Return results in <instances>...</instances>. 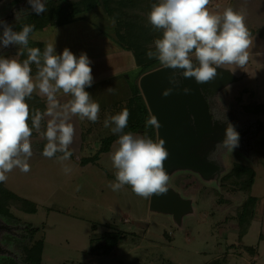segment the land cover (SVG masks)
<instances>
[{
	"label": "rangeland",
	"instance_id": "obj_1",
	"mask_svg": "<svg viewBox=\"0 0 264 264\" xmlns=\"http://www.w3.org/2000/svg\"><path fill=\"white\" fill-rule=\"evenodd\" d=\"M71 1L78 6L85 5L82 0ZM127 1L132 3L130 13L135 20L144 23L148 21L151 5L159 2ZM20 3L30 5L28 0H0V20H13L16 17L14 8ZM229 5L230 0H210L208 8L212 12H222ZM231 7L234 11L243 12L253 44L249 49V61L243 68L224 66V69H217L226 72L229 80L211 92L210 114L221 125L231 123L237 132L244 128L247 130L232 152L221 149L217 153L214 160L216 171L202 175L178 166L168 169V188L187 203L180 214L173 217L168 212L150 209L148 199L135 195L130 186L126 185L119 191L108 187L109 182H115L109 153L118 138L110 143L108 150L97 154L93 152V146L111 133L103 122L107 116L117 114L124 98L106 104L114 99L110 92L107 93V80L97 83L96 79L85 91L100 105L98 121H80L77 117L70 120L75 135L69 150L75 157L65 164L71 171L65 173L55 157L46 158L41 154L47 141L34 130L31 137L33 155L27 161L31 171L22 173L14 169L2 183L5 189L30 200L35 206L33 213L10 206L16 220L0 219V225L4 226L0 228V248L4 247L6 254L16 258L20 254L17 246L27 237L25 228L34 227L31 239H41L43 243L40 264H264V144L261 142L264 113L259 107L264 104V0H238ZM96 10L98 13L88 16L97 19L101 12L99 8ZM86 24L81 21L74 27H69V24L47 26L31 33L29 40H43L45 45L54 41L55 49L68 41L76 45L78 36L85 34L77 31L84 30ZM94 36V30L88 33L83 43L85 47L77 45L72 49L75 51L73 54L78 57L81 52L96 51L90 43ZM18 51V45H0V56L4 58L18 59ZM122 54L113 55L111 63H122ZM127 67L123 72L131 80L141 75L135 64L129 65V60ZM105 72V67H102L95 76H103ZM126 87L129 90L128 85ZM125 94L124 88L119 96ZM65 99L62 97L61 102ZM47 119L45 117L42 122V128ZM131 133L142 135L138 131ZM222 140L214 142L209 154ZM82 157L93 158L81 163ZM234 162L255 170V180L249 188H245L243 181L246 174L221 179ZM248 195L254 197L249 205L253 214L241 235L237 213ZM108 230L123 234L107 254L101 253L100 249L91 250L93 245L101 242L102 232ZM246 246L252 247L254 252H248Z\"/></svg>",
	"mask_w": 264,
	"mask_h": 264
},
{
	"label": "clouds",
	"instance_id": "obj_2",
	"mask_svg": "<svg viewBox=\"0 0 264 264\" xmlns=\"http://www.w3.org/2000/svg\"><path fill=\"white\" fill-rule=\"evenodd\" d=\"M28 3L37 15L47 11L45 0H28ZM209 4L210 0H159L147 13L148 22L162 35L154 40V50H148L146 56L174 70L169 77V83L174 86H179L177 76L194 78L197 84L208 83L216 78L218 68H243L249 61L253 39L243 12L234 11L232 7L212 12ZM19 19L16 16V20ZM111 23L115 24V18ZM0 27V45H18L17 55L27 54L22 62L0 56V183L6 182L7 174L14 169L22 173L31 171L27 161L33 155V130L47 141L41 154L46 158L55 157L63 171L68 173L71 168L65 162L73 155L69 146L75 135L71 118L92 123L99 119L100 105L85 91L94 82L92 62L84 52L77 57L67 47L57 55L54 41L47 43L43 52L40 48L29 47L34 25L24 24L20 31H14L0 20ZM33 64L36 66L34 76ZM106 90L116 92L111 87ZM172 91L173 88H166L161 95L167 97ZM182 91L189 94L192 89L184 87ZM33 93L45 98V111L36 110L30 114L26 99H30ZM62 97L66 98L63 102ZM129 115L128 109L124 108L107 116L103 122L105 128L118 136L109 153L115 182H109L108 187L119 191L127 185L135 195L144 199L164 195L170 181L164 169V161L169 156L165 141H155L146 134L125 132ZM45 117L48 119L42 128ZM149 127H161L156 116L147 118L145 128ZM238 146L239 133L228 123L224 139L207 159L211 162L221 149L232 152ZM99 147V143L94 145L93 152Z\"/></svg>",
	"mask_w": 264,
	"mask_h": 264
},
{
	"label": "trees",
	"instance_id": "obj_3",
	"mask_svg": "<svg viewBox=\"0 0 264 264\" xmlns=\"http://www.w3.org/2000/svg\"><path fill=\"white\" fill-rule=\"evenodd\" d=\"M127 1V0H126ZM124 0H82L85 5L78 6L77 3L71 0H45V6L47 8L46 12L37 15L32 11L31 5L27 3H20L14 9L16 16L20 17L16 20V17L8 22V25L12 27L14 31H20L24 24L34 25V31L42 29L47 26H60L79 19V15H82L84 11L90 10L94 7H98L103 17L107 19L111 24L112 40L118 44V46L130 51L133 62L138 68V74H142L151 69L161 66L158 60L155 58L148 59L146 53L148 50H154V40L160 38L161 32L155 30L151 24L147 21L146 23L135 20V16H132V3L126 2ZM238 0H230V5L236 3ZM81 3V4H82ZM135 3H133L134 5ZM14 14V11L11 10ZM9 17V16H7ZM12 17V15L10 16ZM112 18H115V24L111 23ZM93 24V23H92ZM99 24V23H98ZM100 25V24H99ZM101 26V25H100ZM101 30V28H99ZM33 31V32H34ZM29 47H37L44 50L43 42L41 40H29ZM27 58L26 52L24 55H19L18 60L21 62ZM32 66V74L36 73V66ZM137 74V75H138ZM127 85L129 87V94L123 100V105L118 110L119 113L122 109L127 108L130 115L128 118V126L124 129L125 132H141L142 135L146 134L153 140H155L154 128H145V122L150 116L146 105L144 103L143 97L137 86L136 80L127 77ZM26 103L29 104L30 114H34L36 110L41 112L46 110V101L40 95L33 93L30 99H26ZM118 104V103H117ZM264 104L261 110L264 113ZM258 107V108H259ZM257 108V109H258ZM259 110V109H258ZM29 125L31 126V121L29 120ZM34 135V130H33ZM32 135V136H33ZM118 138L112 132L108 135L102 137L99 141V149L96 150L95 154L98 152H103L108 150L110 143ZM261 142L264 144V137L261 138ZM73 153V152H72ZM59 155V154H57ZM74 154L71 158H74ZM93 157L81 158L80 162H85L86 160H91ZM242 169H241V168ZM251 168V167H250ZM239 171V172H238ZM242 174H246L244 177L245 188H249L254 180V170L249 167L243 166L237 162L233 163L232 168L225 174L221 176V179H229L231 176L238 177ZM254 197L248 195L244 202L241 204L240 211L237 213V223L240 227V233L243 235L248 226V219L251 218L253 214L252 206ZM10 206L26 212L33 213L35 211L34 203L23 197L17 196L2 186L0 183V219L16 220L14 214L10 210ZM25 233L27 235L25 241L17 246L20 250V254L14 258L10 256L4 247L0 248L4 254L0 255V264H40L41 253H42V240L34 239L32 240V234L35 231L34 227L25 228ZM123 233H118V231H105L102 232L101 242L93 245L90 249H100V252L107 254L112 247L121 238ZM251 254L254 249L250 246L245 247ZM205 264H216L205 263Z\"/></svg>",
	"mask_w": 264,
	"mask_h": 264
},
{
	"label": "water",
	"instance_id": "obj_4",
	"mask_svg": "<svg viewBox=\"0 0 264 264\" xmlns=\"http://www.w3.org/2000/svg\"><path fill=\"white\" fill-rule=\"evenodd\" d=\"M173 69L162 65L142 73L136 83L143 97L149 115L156 116L161 127L154 128L155 141L163 139L169 156L164 161L166 173L171 166L195 170L202 175L217 170L216 163L207 156L215 141L224 139L227 126L219 124L210 114L209 97L213 89L229 80L226 72L217 70L214 80L197 84L194 78L177 76L179 86L169 83ZM180 72L182 70H175ZM192 89L185 94L182 89ZM173 88L167 97L161 95L164 89ZM194 118V119H193ZM247 128L239 131V141ZM149 208L165 211L177 217L187 206L170 188L164 195H153L148 199ZM0 225V228H3Z\"/></svg>",
	"mask_w": 264,
	"mask_h": 264
},
{
	"label": "crops",
	"instance_id": "obj_5",
	"mask_svg": "<svg viewBox=\"0 0 264 264\" xmlns=\"http://www.w3.org/2000/svg\"><path fill=\"white\" fill-rule=\"evenodd\" d=\"M95 8L97 9L98 7H94L90 10L84 11L82 13V15H79V19H77L73 22L67 23V24H69V27H72V26L74 27V24H77L78 22H81V21L84 23H87L86 24L87 26L85 27L84 30L80 29V31H77V33H80V32L82 33L84 31L85 34L84 35L80 34L81 36H78L79 40L76 41V45H73V44H71V42L69 43V41H68L67 43H62L61 45L56 46L57 49H55V52L57 55H59L65 47H67V48L70 47V49H71L70 51L72 53H75V51L72 49H76L78 47L77 45H81V44L83 45V47H85V45L83 43L85 42V39L87 40V38H86L87 34L88 33L91 34L94 30L95 36H94L93 41L90 43H91L92 47H94L96 49V51L95 50H94V52L89 51L86 53V55L88 56V58L92 62L90 67L92 69L93 80L97 79L98 80L97 83H101L102 80H107V82L105 83L107 86V89L110 87L116 89L115 94L107 92L109 94H112V98H114L112 100H109L106 103V104H111L114 102H118L121 100V98H125L128 96L129 90H127V87H126L127 83H125V80H127L128 75H127V73H125L123 71L128 68L127 67L128 60H129V65L134 64V62H133L132 56L128 55V54H130L129 51L118 46V44L112 40V31L110 28L111 24H109L110 22L107 19H105L106 17L105 18L102 17L103 16L102 13L98 14L97 19H94L95 17L94 18L89 17V16H92L93 12L98 13V11ZM98 23L99 24L101 23L100 25H102L103 27L100 26ZM64 25H66V24H64ZM60 26H62V25H60ZM48 27H52V26H48ZM99 28H101V30ZM39 30H41V29H39ZM71 32L73 34V30ZM41 41L43 42V46L45 47V42L43 40H41ZM89 47L90 46H88V48ZM118 52L120 54H122V53L124 54V57H123L124 59L121 57L122 63H116V62L111 63V59L114 58L113 55H116ZM111 55H112V57H110ZM125 55H126V57H125ZM127 56H129L130 59H128ZM102 67H105V70H106L105 74L103 76H95L96 71ZM120 72H123V73H121L122 75H119ZM33 75H35V74H33ZM120 88H121V90H120ZM124 88H125V92H127V94L123 95V97H120L119 94H120V92L124 91ZM254 173H255V170H254ZM254 180H255V176H254ZM254 180H253V182H254ZM251 225H252V223H251Z\"/></svg>",
	"mask_w": 264,
	"mask_h": 264
},
{
	"label": "flooded vegetation",
	"instance_id": "obj_6",
	"mask_svg": "<svg viewBox=\"0 0 264 264\" xmlns=\"http://www.w3.org/2000/svg\"><path fill=\"white\" fill-rule=\"evenodd\" d=\"M126 77V76H125Z\"/></svg>",
	"mask_w": 264,
	"mask_h": 264
}]
</instances>
